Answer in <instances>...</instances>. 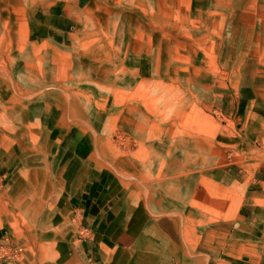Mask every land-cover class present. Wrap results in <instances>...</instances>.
Returning <instances> with one entry per match:
<instances>
[{"label":"rangeland","instance_id":"obj_1","mask_svg":"<svg viewBox=\"0 0 264 264\" xmlns=\"http://www.w3.org/2000/svg\"><path fill=\"white\" fill-rule=\"evenodd\" d=\"M7 2L0 0V119L11 104L6 134L15 153L0 152V225L14 231L2 229L9 234H0V262L41 261L35 243L22 245L21 225L39 233L28 204L49 210L74 169L94 160L95 171L121 179L129 208L141 196L155 219L174 224L189 206L184 239L191 246L206 238V264L252 263L240 245L264 243V125L231 110L248 78L260 87L264 0H91L68 34L38 41L30 30L47 21L49 0ZM59 99L73 110L55 111L56 129L46 110ZM32 100L59 141L51 154V143L32 144L14 111ZM71 118L89 132H70ZM21 147L47 156L28 166Z\"/></svg>","mask_w":264,"mask_h":264},{"label":"crops","instance_id":"obj_2","mask_svg":"<svg viewBox=\"0 0 264 264\" xmlns=\"http://www.w3.org/2000/svg\"><path fill=\"white\" fill-rule=\"evenodd\" d=\"M2 1H8V4L11 2V0ZM90 1L49 0L47 21L38 25L39 27H32L30 30L31 39L33 41H38L41 38L45 40L52 33L57 34V32L68 34L71 29L70 24L78 18L79 9L86 7ZM15 3L19 5V1ZM8 6L12 8L11 4ZM253 81L248 78L244 82L242 94L232 106L231 114L233 117L250 115L251 118L257 119L264 125V69L260 87H252L249 83ZM3 90L7 95L9 94L8 88ZM74 95L75 93H73ZM28 102L30 101L24 103ZM61 102L60 99L53 101L51 103L52 110H46L47 114L55 117V111L62 112L61 107L64 108L65 100L63 104H60ZM84 102L90 103L95 109L99 108V111H105L104 105L98 106L92 100ZM3 108L6 109L4 112L6 115H3L0 120L7 124H13L15 118L12 113L13 107L11 104L5 103ZM20 109H14V111H20ZM102 116L103 114L99 115L98 119ZM68 120L64 126L70 132L74 133L76 127L82 129L84 134L89 132L80 127L82 123L79 119L71 118L74 120L72 123H68ZM92 124L90 123V125ZM92 131L98 133L97 130ZM51 141L50 154L53 146L59 147L58 140V143H55L54 140ZM64 146L65 144L60 148L63 150ZM8 149H2V153L6 150L11 154L15 153L12 147ZM23 155L25 162L29 163L28 166L47 156L40 154L34 160L27 161V154L23 152ZM94 167V160L77 166L67 178L68 183H71L70 188L56 196L54 204L49 210L42 212L40 207H35L41 205L42 202L39 203V201L28 204L25 212L31 221L35 222L30 226L37 225V229L33 230L39 233L33 235L34 237L30 236L28 233L32 231L29 226L24 227V224L21 225L20 232L24 233L22 245L27 241L33 242L35 243V253L41 254V261H35V264H178L182 259L184 264H206L207 255L204 246L206 238L203 244L199 245L198 242L191 246L184 239V221L192 218L189 206L186 210L185 208L182 210V214L175 212L176 218L171 219L174 224L165 220L164 217L155 219V214L152 213L148 202L145 204L140 199L141 196L137 203L138 207L129 208V202L123 196V182L119 177L112 176L109 169L95 171ZM262 183H264V177H262ZM39 199L43 201L42 196ZM222 204L226 203L219 201V205ZM240 217L239 220H243ZM161 221L169 222L170 229H162L159 224ZM3 228L9 232L14 231L7 225H0L1 235L2 232H7L2 230ZM174 228L181 230V238L174 233ZM8 234L6 233V235ZM193 248H195V253L190 254ZM240 248L252 256V263L247 264H260L259 260L264 257V243L260 245L242 243ZM199 252L201 254L196 255ZM235 258L236 256L229 258V261ZM26 259L23 256V260L18 263L1 260L0 264H28L29 261Z\"/></svg>","mask_w":264,"mask_h":264},{"label":"bare ground","instance_id":"obj_3","mask_svg":"<svg viewBox=\"0 0 264 264\" xmlns=\"http://www.w3.org/2000/svg\"><path fill=\"white\" fill-rule=\"evenodd\" d=\"M39 105H40V103L36 102V101H30L28 103H23L21 105L22 109L19 108L20 111H19V115H18L19 120L24 124V127H23L24 130L27 131L29 137L32 140V144L35 145L36 147H38V145L41 146V145H45L46 143L52 142L49 138L51 131H48L47 128L42 126L40 119L36 117V115H37L36 113L38 111ZM63 107L64 108H62V110H65V112H67V113L69 111L72 112V110H73V105L69 102V100L67 102H65V105ZM46 120H47V118H46ZM52 120H54L53 124H54L55 128L57 129L58 125H57L55 117ZM2 124H3L4 129H0V150H1L0 152L3 151L2 149H8L10 147V143L7 139L8 136L6 134V130H8L10 126H9V124H7L5 122H3ZM32 144H30L29 147ZM48 145L49 144H46L45 148ZM29 147L19 148V149L27 148V151H25V153L28 156L26 158L27 161H30L29 159L34 160L35 158H37L36 154H34V155L32 154V151L35 147L30 148V149H29ZM30 154L32 155L31 157H29ZM45 155H46V153H45Z\"/></svg>","mask_w":264,"mask_h":264}]
</instances>
